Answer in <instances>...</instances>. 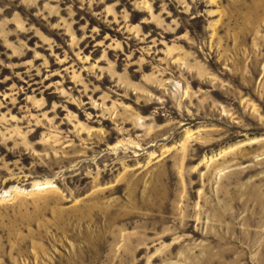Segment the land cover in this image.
<instances>
[{
	"label": "rangeland",
	"instance_id": "1",
	"mask_svg": "<svg viewBox=\"0 0 264 264\" xmlns=\"http://www.w3.org/2000/svg\"><path fill=\"white\" fill-rule=\"evenodd\" d=\"M0 264H264V0H0Z\"/></svg>",
	"mask_w": 264,
	"mask_h": 264
},
{
	"label": "bare ground",
	"instance_id": "2",
	"mask_svg": "<svg viewBox=\"0 0 264 264\" xmlns=\"http://www.w3.org/2000/svg\"><path fill=\"white\" fill-rule=\"evenodd\" d=\"M54 186L50 182H34L32 186L29 189H18L16 187H13L10 190H4L0 192V199H5L6 197L11 196V193H19V194H31V193H40L43 191H46L48 189H53Z\"/></svg>",
	"mask_w": 264,
	"mask_h": 264
}]
</instances>
